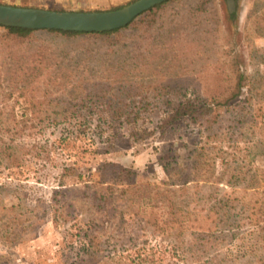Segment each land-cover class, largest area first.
<instances>
[{
    "label": "rangeland",
    "instance_id": "374dc122",
    "mask_svg": "<svg viewBox=\"0 0 264 264\" xmlns=\"http://www.w3.org/2000/svg\"><path fill=\"white\" fill-rule=\"evenodd\" d=\"M133 1L0 4L102 12ZM148 23L145 32L123 31L113 49L97 40L88 55L84 38L37 32L14 55L47 47L58 59L67 55L66 70L78 58L87 56L89 63L72 81L58 79L59 88L27 93L34 107L28 99L6 98L2 63L8 58L0 50V133L13 139L10 155L0 154V264H192L193 253L202 264H216L224 249L241 244L239 236V243L225 240L217 253L200 247L205 232L226 219L222 213L249 233L247 217L260 218L264 0H173ZM237 69L245 77L237 100L214 108L209 123L181 117L161 133V121L179 102L227 96ZM111 78L123 79L130 96L123 90L121 100L111 93L113 103H88V91L99 90L92 84ZM12 130L20 131L9 135ZM103 160L131 168L137 177L134 193L121 194L125 187L117 185L111 203L97 205L84 184ZM183 178L189 184L179 188Z\"/></svg>",
    "mask_w": 264,
    "mask_h": 264
},
{
    "label": "trees",
    "instance_id": "16d2710c",
    "mask_svg": "<svg viewBox=\"0 0 264 264\" xmlns=\"http://www.w3.org/2000/svg\"><path fill=\"white\" fill-rule=\"evenodd\" d=\"M170 1L156 5L153 8L147 10L146 12L140 14L138 17L133 19L128 25L105 32H69V31H61V30H28L18 27H3L4 32L0 35V50L4 52L8 58L7 62H3V68H5V76L3 78V82L5 84V89H7V96L12 97L15 95L16 97L23 98L24 100L28 99V103L34 107L35 98H29L27 93H31L36 88H46L45 90L49 91L56 87L58 83V79H65L66 82L72 81L71 77H75L80 67H82L85 62H88L87 56L85 59H80L74 62V67L71 66L67 68L64 67V60H66L67 55L64 57H59L54 55V53L50 52L47 47H39L34 54L29 55H14L13 51L21 48L27 49L29 44L32 42L33 36L37 32L44 31L47 34H55V35H63L68 38L81 37L84 38V42H87L88 46L83 49V54L88 55L91 50V47L96 45L97 40H103V43L108 42V46L110 49H113L115 44L119 42V38L122 36L123 31H130L135 27H140L144 29L148 26L150 27V21L153 20L154 16L157 14L158 10L162 8V6L166 5ZM136 29V28H135ZM83 42V43H84ZM70 64V63H69ZM69 66V65H68ZM67 71L62 75V71ZM35 76L34 82L32 81ZM56 75H60L61 77H56ZM42 78V79H41ZM43 81L46 85L43 86ZM245 77L239 69L234 71V82L231 86V90L227 96L223 98L211 97L210 100L207 99H197L190 100L186 99L182 102H179V105L172 110V112L168 115H165L159 129L161 133L169 126L177 122L181 117H188L192 122H200L205 121V123H209V119L211 118L210 114L213 113L214 108L219 106H227L232 101H235L240 96L241 90L244 86ZM124 80H116L111 78L106 81L102 79V82H97L96 84H92L94 88H98V92L91 94V91H88V103H100L102 101L107 100V102H114V96L111 94L112 92L118 93V99L125 98L130 96L131 92L128 86L123 83ZM82 86V84H79ZM86 85V84H85ZM177 86V85H176ZM169 85L164 86V90H167ZM124 93L127 96L123 95ZM117 95V94H114ZM86 97L82 96L80 101H84ZM110 105V104H109ZM38 113H34V117H37ZM120 115V113H118ZM9 132V130H7ZM20 130H12L10 134H18ZM6 132V130H4ZM2 133H0V154L2 157H7L10 155V150H12V141L6 140ZM194 152V151H193ZM192 152V153H193ZM164 172L166 174L168 172L166 166H162ZM91 179L86 180L84 184V188L88 191H92L94 194L91 195L92 202L98 203H111L112 196L114 194V188L117 185H122L123 188L120 192L121 194H126L128 192L134 193L132 187H134L135 180L137 177L136 172H134L131 168H127L118 164L117 162L103 160L98 163L95 168V175L91 174ZM189 181L187 178H183L178 182L179 188H185L188 186ZM59 193V192H57ZM56 194V193H55ZM98 205V204H97ZM230 211V208L229 210ZM217 214V212H216ZM228 214L227 212L222 213L223 220L220 223H216L212 230H208L207 239L200 246L202 248H212L213 252H218L225 247V240L230 242L232 245L234 242H238V237L241 236L240 241L241 244L237 246H231L229 249H224V251L219 254V260L216 261L214 258V262H218L216 264H241L243 259L248 257L246 260L247 264H264V207L261 212L257 214L258 218L255 221H252L250 216L247 217L248 223L246 226H250L249 231H241V224L237 225L234 221H231L234 224H228ZM185 225V224H180ZM229 227V228H228ZM87 233V231H86ZM248 234V235H244ZM247 236V238L245 237ZM243 237V238H242ZM245 240L248 243L244 244ZM88 247H93V240H88ZM229 247V245H228ZM237 247V248H236ZM90 248H88L90 250ZM193 258H190L192 264H202L201 256H198L197 253H193ZM249 255V256H248ZM217 256V257H218ZM89 259L92 261L94 258L91 255H88ZM251 262H250V260ZM188 260V259H187ZM188 264V263H185ZM246 264V263H245Z\"/></svg>",
    "mask_w": 264,
    "mask_h": 264
},
{
    "label": "water",
    "instance_id": "95a60500",
    "mask_svg": "<svg viewBox=\"0 0 264 264\" xmlns=\"http://www.w3.org/2000/svg\"><path fill=\"white\" fill-rule=\"evenodd\" d=\"M167 0H135L125 6L102 12L52 11L0 4V26L28 30L105 32L128 25L140 14Z\"/></svg>",
    "mask_w": 264,
    "mask_h": 264
}]
</instances>
